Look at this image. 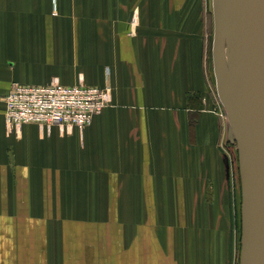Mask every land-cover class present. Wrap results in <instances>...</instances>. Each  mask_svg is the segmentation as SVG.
<instances>
[{
	"label": "crops",
	"instance_id": "obj_1",
	"mask_svg": "<svg viewBox=\"0 0 264 264\" xmlns=\"http://www.w3.org/2000/svg\"><path fill=\"white\" fill-rule=\"evenodd\" d=\"M199 0H0V264H230ZM12 82L109 86L78 128L4 117Z\"/></svg>",
	"mask_w": 264,
	"mask_h": 264
},
{
	"label": "water",
	"instance_id": "obj_2",
	"mask_svg": "<svg viewBox=\"0 0 264 264\" xmlns=\"http://www.w3.org/2000/svg\"><path fill=\"white\" fill-rule=\"evenodd\" d=\"M213 65L217 90L237 131L243 182L241 264H264V0H213ZM231 20L233 56L227 78L224 43ZM235 101V102H234Z\"/></svg>",
	"mask_w": 264,
	"mask_h": 264
},
{
	"label": "built area",
	"instance_id": "obj_3",
	"mask_svg": "<svg viewBox=\"0 0 264 264\" xmlns=\"http://www.w3.org/2000/svg\"><path fill=\"white\" fill-rule=\"evenodd\" d=\"M109 101V86L12 82L4 96V117L13 129L24 123L86 126Z\"/></svg>",
	"mask_w": 264,
	"mask_h": 264
},
{
	"label": "rangeland",
	"instance_id": "obj_4",
	"mask_svg": "<svg viewBox=\"0 0 264 264\" xmlns=\"http://www.w3.org/2000/svg\"><path fill=\"white\" fill-rule=\"evenodd\" d=\"M199 20L203 34V61L204 72L207 80V97L212 107L217 111L220 118L221 137L220 149L224 158V166L229 182V207L231 220V263L241 264L243 246V182L239 141L237 131L233 125L229 110L221 101L217 90L216 73L213 65V34H214V14L213 0H199ZM231 28V27H230ZM224 43V58L229 78V69L232 62L231 41L228 39ZM235 74L233 73V76ZM230 82L236 92L237 84L233 78ZM235 77V76H234Z\"/></svg>",
	"mask_w": 264,
	"mask_h": 264
},
{
	"label": "bare ground",
	"instance_id": "obj_5",
	"mask_svg": "<svg viewBox=\"0 0 264 264\" xmlns=\"http://www.w3.org/2000/svg\"><path fill=\"white\" fill-rule=\"evenodd\" d=\"M230 27H231V28H230ZM227 29H228L229 37H231V33H232V24H231V20H230V18H228V21H227ZM225 68H226V66H225ZM226 75H227V72H226ZM236 84H237V83H236ZM237 87H238V84H237ZM238 95H239V93H238V89H236V92H235L234 90L231 89L230 94H229V96H230V100H231V99H233V100L235 99V101H236ZM235 101H234V102H235ZM105 106H106V105H105ZM105 106H104V107H105ZM104 107H103V108H104ZM103 108H102V110H103ZM102 110H101V111H102ZM101 111H100V112H101ZM100 112H98V113H100ZM92 117H93V116H92ZM91 120H92V118H91ZM91 120H90V122H89L88 124L91 123ZM88 124H87V125H88Z\"/></svg>",
	"mask_w": 264,
	"mask_h": 264
}]
</instances>
